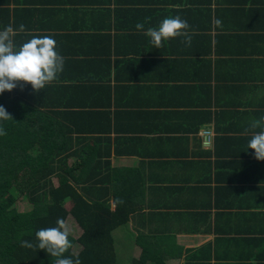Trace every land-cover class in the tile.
Here are the masks:
<instances>
[{
  "label": "crops",
  "instance_id": "crops-1",
  "mask_svg": "<svg viewBox=\"0 0 264 264\" xmlns=\"http://www.w3.org/2000/svg\"><path fill=\"white\" fill-rule=\"evenodd\" d=\"M176 16L191 45L157 49L147 29ZM10 24L25 26L17 50L50 36L64 58L44 109L68 152H98L139 189L114 235L129 261L145 236L175 247L148 253L157 264H264V161L244 134L264 118V0H0V30Z\"/></svg>",
  "mask_w": 264,
  "mask_h": 264
},
{
  "label": "trees",
  "instance_id": "trees-1",
  "mask_svg": "<svg viewBox=\"0 0 264 264\" xmlns=\"http://www.w3.org/2000/svg\"><path fill=\"white\" fill-rule=\"evenodd\" d=\"M51 95L52 87L34 92L20 83L11 92L0 93V106L12 117L0 121L6 132L0 136V264H54L55 258L45 251L20 243L37 244L36 232L55 227L57 219L73 223L79 231L77 237L69 235L73 246L65 257L78 258L80 264H120L112 232L130 221L139 204V189L131 178L115 179L118 170L100 167L98 152H79L81 156L68 152L69 136L56 131L55 119L45 113L44 100ZM73 156L79 162L66 166ZM11 190L27 200L28 211L14 208L17 198ZM117 198L123 203L113 208L111 202ZM65 201L68 210L63 208ZM133 244L146 255L145 264L149 254L159 256L155 250L164 253L160 259L176 253L160 238L137 236Z\"/></svg>",
  "mask_w": 264,
  "mask_h": 264
},
{
  "label": "clouds",
  "instance_id": "clouds-1",
  "mask_svg": "<svg viewBox=\"0 0 264 264\" xmlns=\"http://www.w3.org/2000/svg\"><path fill=\"white\" fill-rule=\"evenodd\" d=\"M213 23L220 26L222 22L215 20ZM189 27L187 21L179 16L168 17L157 28H148L145 35L157 49L162 46V42L177 37H183L182 42L190 46L194 33L189 31ZM136 28L143 30L144 25L137 23ZM24 31L23 24L19 25L18 30L11 24L0 30V93L11 92L18 83L30 84L32 90L38 92L57 80L59 73L63 71L64 58L55 50L56 41L50 36L33 37L16 49L14 37L18 32ZM0 121H12L11 114L3 106H0ZM256 129L261 130L255 131ZM249 131L252 134L247 149L253 151L254 159L264 161V118L253 120L244 134L247 135ZM3 135L6 132L0 126V136ZM111 203L114 208L123 201L117 198ZM35 235L37 244L24 240L20 246L45 251L55 258L54 264H80L78 258L73 260L64 256L73 246L69 240L70 230L64 219H57L55 227L40 229Z\"/></svg>",
  "mask_w": 264,
  "mask_h": 264
},
{
  "label": "rangeland",
  "instance_id": "rangeland-1",
  "mask_svg": "<svg viewBox=\"0 0 264 264\" xmlns=\"http://www.w3.org/2000/svg\"><path fill=\"white\" fill-rule=\"evenodd\" d=\"M53 180V178H52ZM53 184H56V181L53 180L52 181ZM11 193L17 198V202L14 204V208L19 212H25L29 210V204L27 202V200L25 198H23L21 195H19L18 193H16L14 190H11ZM70 207L68 201H65L63 203V208L65 210H68ZM66 224L70 230V234H72L74 237H77L79 235V231L77 229V227L75 225H73V223H70L68 221H66ZM118 230H123L124 228H119ZM113 236H117L118 238L120 237V232L119 231H113L112 232ZM122 239L119 240V244L115 242L114 240V247H115V252H116V256H117V260L120 264H128L126 263L124 260H127V256L125 255L126 251H128V248L126 246H123L120 242ZM143 257H145L144 255H141L137 261H139V263L141 264H145ZM123 262V263H122ZM148 264H156L154 262H148Z\"/></svg>",
  "mask_w": 264,
  "mask_h": 264
},
{
  "label": "built area",
  "instance_id": "built-area-1",
  "mask_svg": "<svg viewBox=\"0 0 264 264\" xmlns=\"http://www.w3.org/2000/svg\"><path fill=\"white\" fill-rule=\"evenodd\" d=\"M200 136L203 137L205 144H209L211 142V135L201 133Z\"/></svg>",
  "mask_w": 264,
  "mask_h": 264
}]
</instances>
